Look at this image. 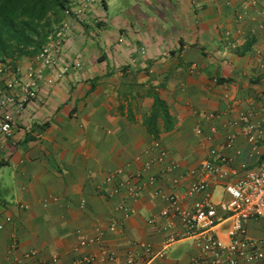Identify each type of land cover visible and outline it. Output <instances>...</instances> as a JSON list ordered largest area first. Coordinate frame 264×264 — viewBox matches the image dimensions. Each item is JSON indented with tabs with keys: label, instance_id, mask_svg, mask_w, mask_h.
I'll use <instances>...</instances> for the list:
<instances>
[{
	"label": "crops",
	"instance_id": "0c3cea01",
	"mask_svg": "<svg viewBox=\"0 0 264 264\" xmlns=\"http://www.w3.org/2000/svg\"><path fill=\"white\" fill-rule=\"evenodd\" d=\"M95 1L55 67L0 72V264H201L168 198L204 199L188 175L214 150L234 160L216 204L264 162V0ZM247 227L264 239V219Z\"/></svg>",
	"mask_w": 264,
	"mask_h": 264
},
{
	"label": "built area",
	"instance_id": "2783aa9c",
	"mask_svg": "<svg viewBox=\"0 0 264 264\" xmlns=\"http://www.w3.org/2000/svg\"><path fill=\"white\" fill-rule=\"evenodd\" d=\"M67 13L70 12L67 11ZM44 52L45 57L49 49H45ZM56 59V54L48 55L44 66H56ZM32 86L28 85L30 88ZM7 87L11 91L14 85L8 84ZM28 95L31 99L35 98L36 90H28ZM10 100L11 97L7 96L6 91L0 88V110L7 104H11ZM208 117H210L208 119H215L217 116L212 114ZM4 120L5 122L0 126V132L7 138L12 137L14 125L9 118ZM198 134H201L200 130ZM232 143L233 139L228 138L226 147H230ZM226 149L228 148L212 151V160L204 162L200 172L194 171L188 175H199L202 180L191 187L187 195L195 196L204 193V199L189 203L182 208L178 206L179 198L171 195L168 199L172 203V213L188 229L190 232L188 237H194L202 242L200 248L203 262L201 264H264V239L249 238L247 227V224L253 220L264 219V162L256 169L246 172L242 179L229 178L230 181L223 185L228 200L216 204L209 188L213 181L224 180L228 176L229 173L224 167L231 166L234 161L225 153ZM184 178L185 176L181 177L179 183ZM132 189L139 192V189ZM218 207L227 214L226 217H218ZM222 223L228 224L226 240L215 234L217 227ZM174 240L175 238H172L171 241Z\"/></svg>",
	"mask_w": 264,
	"mask_h": 264
},
{
	"label": "trees",
	"instance_id": "16d2710c",
	"mask_svg": "<svg viewBox=\"0 0 264 264\" xmlns=\"http://www.w3.org/2000/svg\"><path fill=\"white\" fill-rule=\"evenodd\" d=\"M66 0H0V56L16 53L21 59L43 49L47 36L40 28L50 11L64 10Z\"/></svg>",
	"mask_w": 264,
	"mask_h": 264
},
{
	"label": "rangeland",
	"instance_id": "374dc122",
	"mask_svg": "<svg viewBox=\"0 0 264 264\" xmlns=\"http://www.w3.org/2000/svg\"><path fill=\"white\" fill-rule=\"evenodd\" d=\"M67 7L63 10L60 9H53L50 11L48 15V19L46 22H44L40 28V33L42 36H47V41L43 46V49L41 51L37 52V54L31 55L30 53H33L32 50L28 51V56H24L23 58L19 59L16 56V53L13 55L8 56H0V72L12 74L15 72L16 69H18L20 66L24 64V62L29 63H40L44 66V61L47 58L48 55L56 54V64L58 62V54L61 52V49L63 48L67 32L69 30L68 25L66 24L67 18L72 17L76 19H83L85 17V11L86 4L84 3V0H66ZM101 0H97V2H100ZM87 2V5L89 4H96L95 0H85ZM89 2V3H88ZM119 4L118 7H120L124 1L118 0ZM85 4V5H84ZM74 5V7H73ZM125 5V4H124ZM67 11L70 13L68 14ZM118 10H115L114 7H111L110 10V17H113L116 15ZM101 13H99L100 15ZM87 15V14H86ZM100 18V16L97 17V19ZM45 49H49L48 54L44 57ZM55 67V66H54ZM7 78H11L12 76H6ZM14 82V81H13ZM12 83V82H11ZM8 86V83H6ZM10 84V83H9ZM14 84V83H13ZM1 86V85H0ZM6 85L1 86L0 88L5 89L8 88ZM14 89V87H13ZM3 99V98H2ZM10 104V103H9ZM14 105L13 103H11ZM10 107V106H8Z\"/></svg>",
	"mask_w": 264,
	"mask_h": 264
}]
</instances>
